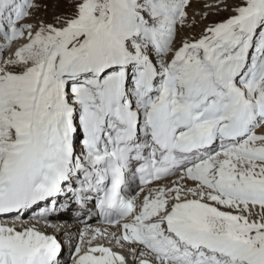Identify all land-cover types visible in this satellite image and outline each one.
Masks as SVG:
<instances>
[{
    "label": "snow or ice",
    "instance_id": "1",
    "mask_svg": "<svg viewBox=\"0 0 264 264\" xmlns=\"http://www.w3.org/2000/svg\"><path fill=\"white\" fill-rule=\"evenodd\" d=\"M189 3L77 0L33 31L19 23L32 0H0V55L27 34L0 60V217L51 227L94 200L122 229L82 230L72 264H126L97 234L135 244L139 264H264V0L174 47ZM61 249L34 223L0 222V264H60Z\"/></svg>",
    "mask_w": 264,
    "mask_h": 264
},
{
    "label": "rangeland",
    "instance_id": "2",
    "mask_svg": "<svg viewBox=\"0 0 264 264\" xmlns=\"http://www.w3.org/2000/svg\"><path fill=\"white\" fill-rule=\"evenodd\" d=\"M76 2L77 0H43L42 4L38 7V12L35 18L38 21L36 27L41 21L44 22L45 24H49V23L54 24L56 23L57 17L64 19L68 16H71L72 13L70 12L69 7L71 8V10L72 9L75 10V7L73 6ZM237 3H239V0H190L189 5L185 9V11L187 12V19L185 20L183 25L177 23L176 36H177V30L180 31L181 34L187 33L193 37V38L190 37L188 40L191 42L193 39H196V37L193 36L192 34L196 33L198 29H200L203 33L205 27L213 23L222 21L226 19L228 16L234 14L232 12V7ZM34 15L35 14H32V17ZM201 25L204 26L203 29ZM35 30L36 29H33V31ZM174 45H175V40H174ZM181 182L182 184L185 185L188 184L187 180H185V182L187 183H185L184 181ZM188 187H191V185H189Z\"/></svg>",
    "mask_w": 264,
    "mask_h": 264
},
{
    "label": "bare ground",
    "instance_id": "3",
    "mask_svg": "<svg viewBox=\"0 0 264 264\" xmlns=\"http://www.w3.org/2000/svg\"><path fill=\"white\" fill-rule=\"evenodd\" d=\"M42 1L43 0H32V3L36 5V7H33V8H30L28 9V11L30 12V16L24 18L22 21H20L19 23H30L33 25V29H36V24L38 23V21L35 19L36 18V15H37V12H38V7L42 4ZM75 7V4L74 6ZM69 10L70 12L73 14L74 13V9L71 10V8L69 7ZM40 11V10H39ZM32 14H35L33 17H32ZM194 16V15H193ZM194 18V17H193ZM192 18V19H193ZM198 19V18H197ZM198 21V20H197ZM54 23V22H53ZM198 26V25H197ZM200 26V25H199ZM202 26V25H201ZM204 26H202V29H203ZM206 28V27H205ZM183 32V31H182ZM184 32H187V31H184ZM196 32V31H195ZM193 36L196 37V39H198L201 35H202V31L200 29H198V31L194 34H192ZM192 37L191 35L187 34V33H180V31L177 30V36H175V45L174 47H178L180 45V42L181 40L183 39H187L189 40V38ZM193 38V37H192ZM194 40V39H193ZM0 42H2V40H0ZM27 42V34H25V36L23 38H18L16 39L13 43L11 42L10 46L3 52L2 55H0V60H3V59H7L9 56H13L15 51L17 50L18 47H20L21 45H23L24 43ZM190 42V41H189ZM178 44V45H177ZM13 45V46H12ZM12 47V48H11ZM11 49V51H10ZM166 59H170V54L168 57H166ZM256 134H264V125L258 127L256 130H254ZM179 175H174L170 178H166L165 180L161 181L160 183L154 185L152 187V189H155L159 186H167V187H171L172 184H173V181H175L177 179ZM185 182V181H184ZM183 182V183H184ZM182 183V182H181ZM187 183V182H185ZM188 186L191 185L193 186V183L191 181H188ZM186 185V186H187ZM148 194L147 191L144 192V194L142 195L141 197V200H140V203L142 202V199H143V196ZM251 211H253L254 213H258L260 212L261 210L259 209V207L257 206L256 208H253L251 209ZM257 217L256 216H251L250 219H256ZM63 219V218H62ZM13 222H16L17 225L21 224L22 222H29L27 220L26 217H23L22 219H19L18 221H13ZM57 222V221H55ZM60 222V221H59ZM74 230V227L72 228H66V229H58L57 231H55V229H47L45 230V233H50L51 235H54L58 242L61 244V240L64 239V240H67L70 238L71 234H72V231ZM60 258H66V252L64 253V257L61 256ZM125 259H126V262H128V264H139V260H140V257L139 255L137 254L135 260L130 253L126 254L125 255Z\"/></svg>",
    "mask_w": 264,
    "mask_h": 264
}]
</instances>
